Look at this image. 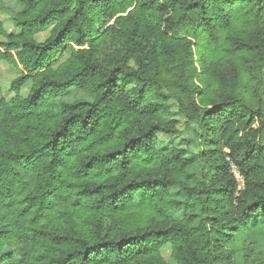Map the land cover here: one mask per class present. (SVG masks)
Returning <instances> with one entry per match:
<instances>
[{"label":"trees","instance_id":"16d2710c","mask_svg":"<svg viewBox=\"0 0 264 264\" xmlns=\"http://www.w3.org/2000/svg\"><path fill=\"white\" fill-rule=\"evenodd\" d=\"M19 2L0 264H264V0Z\"/></svg>","mask_w":264,"mask_h":264},{"label":"rangeland","instance_id":"374dc122","mask_svg":"<svg viewBox=\"0 0 264 264\" xmlns=\"http://www.w3.org/2000/svg\"><path fill=\"white\" fill-rule=\"evenodd\" d=\"M6 6L10 9V10H13V11H19L21 10V6H20V2L19 0H6ZM0 18L1 19H5L6 20V23H5V27L9 30V31H17V28L14 27L13 25V22L10 21V17L7 13H0ZM48 34V31L47 30H42L40 31L37 35H36V38L38 40H43ZM69 56V51H66L64 53H61L60 55V61L62 60H65L67 57ZM19 75V72L16 71L11 65L5 63V62H0V86L3 88V89H8L9 88V84H10V81ZM9 93V92H7ZM179 119H182L180 116L178 117ZM183 120V119H182ZM180 128L182 130V133L184 137H187L186 135H189L190 136V130H189V127L187 126L185 128V125L183 124V121L181 122L180 124ZM176 199L181 201L183 200V195L180 194L178 196H176ZM182 214V210L181 211H178L176 212V215L177 216H180ZM163 254H164V257L169 260V256H170V249L168 246H166L163 250ZM234 264H242V259H241V255H236L235 258H234Z\"/></svg>","mask_w":264,"mask_h":264},{"label":"built area","instance_id":"2783aa9c","mask_svg":"<svg viewBox=\"0 0 264 264\" xmlns=\"http://www.w3.org/2000/svg\"><path fill=\"white\" fill-rule=\"evenodd\" d=\"M237 177L239 178V176L237 175Z\"/></svg>","mask_w":264,"mask_h":264}]
</instances>
